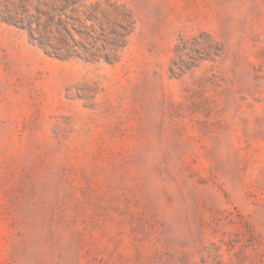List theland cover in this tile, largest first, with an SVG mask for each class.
<instances>
[{
  "label": "rangeland",
  "instance_id": "1",
  "mask_svg": "<svg viewBox=\"0 0 264 264\" xmlns=\"http://www.w3.org/2000/svg\"><path fill=\"white\" fill-rule=\"evenodd\" d=\"M0 264H264V0H0Z\"/></svg>",
  "mask_w": 264,
  "mask_h": 264
}]
</instances>
